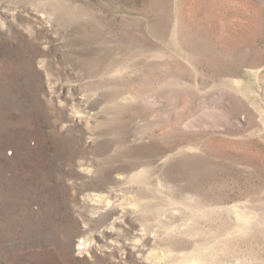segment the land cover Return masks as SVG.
<instances>
[{"label": "rangeland", "instance_id": "374dc122", "mask_svg": "<svg viewBox=\"0 0 264 264\" xmlns=\"http://www.w3.org/2000/svg\"><path fill=\"white\" fill-rule=\"evenodd\" d=\"M0 264H264V0H0Z\"/></svg>", "mask_w": 264, "mask_h": 264}]
</instances>
